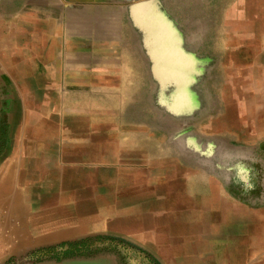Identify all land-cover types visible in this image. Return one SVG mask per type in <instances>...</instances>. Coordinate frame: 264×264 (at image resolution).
<instances>
[{"label": "rangeland", "instance_id": "1", "mask_svg": "<svg viewBox=\"0 0 264 264\" xmlns=\"http://www.w3.org/2000/svg\"><path fill=\"white\" fill-rule=\"evenodd\" d=\"M44 14L42 62L0 79V264H173L264 204V0Z\"/></svg>", "mask_w": 264, "mask_h": 264}, {"label": "crops", "instance_id": "2", "mask_svg": "<svg viewBox=\"0 0 264 264\" xmlns=\"http://www.w3.org/2000/svg\"><path fill=\"white\" fill-rule=\"evenodd\" d=\"M44 3L45 0H0V79L11 78L10 71H21L29 62H42L44 38L55 39L53 33L45 35ZM243 210L242 219L225 215L220 221L207 223L210 227L204 228L209 231L206 234L204 229H200L203 233L195 232L197 236L190 232L195 237L189 236V249L175 255L173 264H264V204L254 208L244 205ZM43 224V220H36L35 228L29 227L39 230L31 232L37 243L43 237L49 241L54 233L46 231ZM52 228L57 227L51 225L49 229ZM0 236V247L10 249L13 242L3 233Z\"/></svg>", "mask_w": 264, "mask_h": 264}]
</instances>
